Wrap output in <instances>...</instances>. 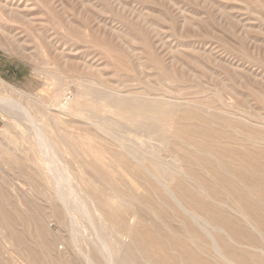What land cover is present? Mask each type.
Listing matches in <instances>:
<instances>
[{
	"label": "rangeland",
	"instance_id": "1",
	"mask_svg": "<svg viewBox=\"0 0 264 264\" xmlns=\"http://www.w3.org/2000/svg\"><path fill=\"white\" fill-rule=\"evenodd\" d=\"M0 100V264H230L174 211V179L264 238L235 202L264 213V0H0Z\"/></svg>",
	"mask_w": 264,
	"mask_h": 264
},
{
	"label": "bare ground",
	"instance_id": "2",
	"mask_svg": "<svg viewBox=\"0 0 264 264\" xmlns=\"http://www.w3.org/2000/svg\"><path fill=\"white\" fill-rule=\"evenodd\" d=\"M2 103V100H0V104ZM192 115V114H191ZM196 115V114H195ZM193 116V115H192ZM178 120V119H177ZM179 121V120H178ZM177 121V122H178ZM180 122V121H179ZM175 128V127H174ZM200 128V127H199ZM177 131L189 134V131L192 129H189V127L182 126V125H176ZM197 129V128H196ZM209 129V128H207ZM175 130V129H174ZM195 130V129H194ZM218 132V131H217ZM198 133V132H197ZM201 133V132H200ZM194 135V134H193ZM212 135V134H211ZM196 136V134H195ZM198 137V136H197ZM205 140V139H204ZM211 141V140H210ZM201 142V141H200ZM39 147L38 150L43 155V151H45V145L43 143H38ZM86 151L89 153H93L95 155H98V153L101 154V151H99V147L93 144H84ZM219 151L230 154L232 153L231 150L228 148H220ZM98 152V153H97ZM233 155V154H232ZM199 157V156H198ZM112 159L117 162V159H115L114 155H112ZM44 160H46L44 158ZM120 164V167L124 169V167H132L133 165L128 162V160L121 156L118 158ZM48 164V162H47ZM50 165V164H48ZM188 165V164H187ZM50 167V166H49ZM48 168L50 175V178L52 179V185L54 188H56L57 195L59 199L63 202L64 205H66L67 209L69 210L70 206L66 202L65 195L69 192H66L65 188L61 189L59 186V178H57L58 174H54L50 171V168ZM59 177V175H58ZM62 179V178H61ZM223 179V178H222ZM87 180V178L85 179ZM62 181V180H61ZM162 181V180H161ZM85 183V194L91 199L93 204L95 203V209L98 210L99 214L104 217L106 220L110 222L112 226H117L121 230H126L127 227V221L125 218H118L115 214H112L110 212H106L102 208L103 202L107 204V198L100 195L98 193V190L95 186H92L88 183V180L84 182ZM199 183L204 185V189H209L211 194H213L216 197L221 196L223 193L212 187L211 184L206 181L204 178H200ZM161 184V185H160ZM160 188L161 190L166 193L168 198L174 202L175 209L176 208L181 211L182 213L189 216L192 222H199L200 230L203 232V234L206 235L208 238L209 243L211 244L212 249L214 252L218 253V256L220 258H223L225 260H228L230 264H264V255L260 256L256 253L255 250H251L248 248H242L239 249V247H233L228 242H225L226 233L229 232L230 235L236 237L237 239H240L241 242L247 243L249 245H258V244H264V238L259 237L254 232L249 230L245 225L240 223L239 219L235 218L234 216L230 215L224 208V206L216 203H208L206 202L203 197L196 194L195 190H191L182 180H171L169 182H160ZM158 190V189H157ZM159 194L160 191L158 190ZM225 194V192H224ZM227 194V193H226ZM225 194V195H226ZM102 196V198L100 197ZM226 198V197H225ZM97 202V203H96ZM101 202V203H100ZM214 202V201H213ZM233 202V201H232ZM235 202L237 205L241 208L243 213L248 216L249 218L254 219L258 224H260L264 228V213L257 208V206H254L250 201H248L245 196L242 194H238L235 196ZM234 203V204H236ZM78 204V202H77ZM76 208V206H75ZM161 210V209H160ZM163 211V210H162ZM177 212V211H176ZM241 212V211H240ZM178 213V212H177ZM189 221H186V225L190 227L192 231L195 233L200 232V230L196 231V228H199L198 226L195 228L193 223ZM196 223V224H197ZM260 226V227H261ZM224 230V232H223ZM142 233L145 235L143 246L145 245H153L155 243V235H153L152 231L149 229V227H141ZM128 234L131 233L130 228L128 229ZM224 233V234H221ZM131 240L135 239V234H130ZM224 236V237H223ZM177 244L181 245L183 247V250L185 252H193L188 249L185 243L178 239H173ZM157 244V243H156ZM190 257L194 261L196 258L190 254ZM229 257V259L227 258ZM203 260V259H202ZM200 260V263L201 261ZM207 260L204 259V263ZM207 263V262H206Z\"/></svg>",
	"mask_w": 264,
	"mask_h": 264
},
{
	"label": "built area",
	"instance_id": "3",
	"mask_svg": "<svg viewBox=\"0 0 264 264\" xmlns=\"http://www.w3.org/2000/svg\"><path fill=\"white\" fill-rule=\"evenodd\" d=\"M1 131H2V122L0 120V137H1Z\"/></svg>",
	"mask_w": 264,
	"mask_h": 264
}]
</instances>
